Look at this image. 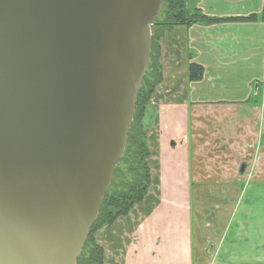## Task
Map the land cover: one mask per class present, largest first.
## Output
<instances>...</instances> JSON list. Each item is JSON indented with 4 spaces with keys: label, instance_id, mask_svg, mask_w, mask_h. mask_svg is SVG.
<instances>
[{
    "label": "water",
    "instance_id": "95a60500",
    "mask_svg": "<svg viewBox=\"0 0 264 264\" xmlns=\"http://www.w3.org/2000/svg\"><path fill=\"white\" fill-rule=\"evenodd\" d=\"M162 1L0 0V264H77Z\"/></svg>",
    "mask_w": 264,
    "mask_h": 264
},
{
    "label": "crops",
    "instance_id": "0c3cea01",
    "mask_svg": "<svg viewBox=\"0 0 264 264\" xmlns=\"http://www.w3.org/2000/svg\"><path fill=\"white\" fill-rule=\"evenodd\" d=\"M261 14L264 0H199ZM150 101L151 188L98 234L105 264H264V20L177 26ZM205 68L189 79V64ZM257 93L255 92V87Z\"/></svg>",
    "mask_w": 264,
    "mask_h": 264
},
{
    "label": "trees",
    "instance_id": "16d2710c",
    "mask_svg": "<svg viewBox=\"0 0 264 264\" xmlns=\"http://www.w3.org/2000/svg\"><path fill=\"white\" fill-rule=\"evenodd\" d=\"M198 2L199 0L162 1L161 10L152 25L150 62L138 94L127 144L77 264H105V249L98 240L99 232L105 226L127 216L137 204L145 200L151 188L152 172L148 162L151 152L146 129L147 120L151 117L150 101L164 77L160 61L161 38L177 26H210L227 22L264 20V10L261 14L253 13L248 16H211L197 6ZM204 72L205 68L201 64L194 61L189 64V79L192 82L203 79Z\"/></svg>",
    "mask_w": 264,
    "mask_h": 264
},
{
    "label": "rangeland",
    "instance_id": "374dc122",
    "mask_svg": "<svg viewBox=\"0 0 264 264\" xmlns=\"http://www.w3.org/2000/svg\"><path fill=\"white\" fill-rule=\"evenodd\" d=\"M112 191H113V189H112Z\"/></svg>",
    "mask_w": 264,
    "mask_h": 264
}]
</instances>
